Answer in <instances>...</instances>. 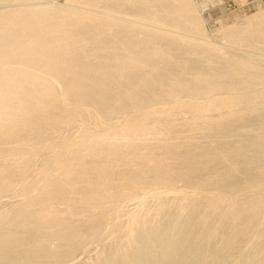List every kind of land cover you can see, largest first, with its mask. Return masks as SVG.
Here are the masks:
<instances>
[{
  "label": "bare ground",
  "instance_id": "bare-ground-1",
  "mask_svg": "<svg viewBox=\"0 0 264 264\" xmlns=\"http://www.w3.org/2000/svg\"><path fill=\"white\" fill-rule=\"evenodd\" d=\"M0 0V264H264V5Z\"/></svg>",
  "mask_w": 264,
  "mask_h": 264
},
{
  "label": "rangeland",
  "instance_id": "rangeland-1",
  "mask_svg": "<svg viewBox=\"0 0 264 264\" xmlns=\"http://www.w3.org/2000/svg\"><path fill=\"white\" fill-rule=\"evenodd\" d=\"M258 3L260 5H264V0L256 2V5ZM203 11L205 13L204 15H208L206 18L210 31L214 32L217 28V25L224 19L234 16L233 14L236 12H240V5L238 6V3L235 0H216V2H211V4L205 6Z\"/></svg>",
  "mask_w": 264,
  "mask_h": 264
}]
</instances>
